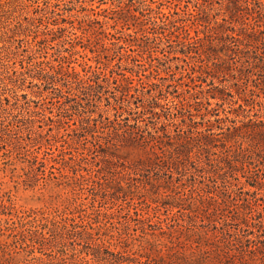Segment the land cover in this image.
I'll return each mask as SVG.
<instances>
[{"label":"trees","instance_id":"16d2710c","mask_svg":"<svg viewBox=\"0 0 264 264\" xmlns=\"http://www.w3.org/2000/svg\"><path fill=\"white\" fill-rule=\"evenodd\" d=\"M134 1L119 0L117 5L112 4L105 9L98 6L100 11L96 13V18L85 15L86 25L78 28L81 32L78 39L86 43L80 45L77 39L69 41L72 48L69 55L61 54L56 60L48 58L46 61H35L30 57L28 65L22 64L26 71H36L35 75L29 77L39 89L54 87L55 83L62 85L63 89L55 88L60 94L55 97L58 101L53 105L58 107L62 118L73 122L69 126L73 134L67 130L70 133L61 141L58 149L61 161L52 160L50 173L46 172V160L41 161L34 156L32 162L29 161L28 179L38 176L37 168L40 166L45 168L38 170L44 182L42 188L36 190L37 185L25 184L28 187L25 190L31 189L33 198L43 203L42 206L26 208L18 205L19 185L28 180L20 183L13 175L16 185L12 189L5 178L0 177V264H264V241L256 242L249 238L239 248L220 232L217 215L219 210L223 211L222 208L230 207V196L214 197L217 194L200 187V193L203 191L204 196L199 193L198 199L191 194L189 197V191L184 190V185L177 180L180 174L190 173L192 169L207 173V166L218 167L219 171L226 166L240 167L245 175L251 170L246 157L256 152L264 154V120L253 122L251 119L239 125L241 115L224 109L228 97L234 96L233 92H226L214 82L216 73L226 75L230 68L229 61L236 56L239 60H250L245 48L255 54L252 58L256 63L254 67L264 71V16L256 8L255 2L258 0H226L225 6H221L222 19L211 15L212 6L208 0H202L206 4L199 3L195 10H189V17L179 24L176 16H181L184 11L183 1L171 0L167 12H159L161 22L154 21L151 27L146 22L149 14L138 9ZM145 2L148 10H155L152 5L156 2ZM22 4L18 0H0V11L17 12ZM34 4L39 9L40 4ZM157 5L160 3L157 2ZM243 6L247 9H241ZM28 8L25 5L23 9ZM103 11L112 12V16L102 15ZM100 16L102 20H99ZM11 18L4 16L5 23ZM37 20L45 28L34 31L37 43L59 39L57 32L62 28L59 22L45 23L43 16L37 17ZM93 23L111 24L113 31L101 30ZM18 27L29 28L21 20ZM9 30L5 32L7 37ZM103 32L108 41L101 40ZM120 33L131 39H124L119 36ZM162 38L171 45L177 43L182 46L179 53L187 64L188 59L193 58L203 63L201 66H191L182 79L174 78L173 84L168 86L171 90L166 95L159 81L172 76L173 70L160 67L163 59L153 56L146 42ZM111 46H120L125 51L117 54L116 62L111 59ZM167 55L163 53V57ZM142 62L145 64H140ZM214 62L218 66L213 68ZM139 67L142 70L139 71ZM148 72H157L156 79L147 82ZM19 73L14 70L15 86L8 90L14 93L13 98L23 96L27 102L21 106L22 109L32 113V102L35 100L29 98L30 93L19 95L15 88L18 81H27L25 73ZM101 78L112 79L116 90L127 100L114 105L107 86L100 82ZM204 83L211 86L212 91H206L204 97L198 98L196 87ZM65 89L69 93L65 100H76L77 106L86 110L81 112L78 109L75 118L67 115L75 108H65V102L60 100ZM145 89L150 90L151 94L156 93L150 99H145ZM235 91L239 93L238 89ZM41 93L31 94L40 97L43 96ZM251 93L263 100L264 89L262 96L257 91ZM128 97L142 99L143 104L137 105V111L129 107L128 103L131 102L127 103ZM254 99L245 94L241 97L244 103L238 105L242 110L254 108ZM81 100L88 101L87 109ZM5 101L11 105L10 97L6 96ZM97 102H105V109L98 108ZM259 105L264 110V101H260ZM82 113L88 114V118ZM170 123L178 126L176 134H173ZM27 139L33 140L31 137ZM12 152L8 146H3V164L12 165ZM96 153L108 162L105 171L116 172L122 167H114L117 163H113L109 157H124L132 161L131 165H124V169L148 173L147 181L141 183L155 185V182L156 186L162 188L150 194L146 185L136 186L139 193L137 196L127 195L130 202L143 204L141 200L149 198L151 201L147 200V204L150 206L147 209L135 208L134 212L129 208L126 223L117 218L124 210L122 205L116 203L119 198H112L113 201L108 202L103 196L110 192L108 189H120L122 185L111 187L103 184L99 175L93 177L90 169L86 168L90 165L88 157ZM67 167H81L86 173L79 171L70 176ZM99 168L103 170L102 166ZM0 173L7 174L8 169L0 166ZM151 173L159 178L155 179ZM192 177L196 180V173L193 172ZM169 178L172 180L168 181ZM89 180H94L93 184H85ZM188 183L192 186L196 184L195 181ZM87 186L93 191L90 195L86 194ZM159 203L168 206L174 216L183 211L192 212L197 218L201 215V221H208L214 229L204 233L189 229L178 218L149 210ZM152 214L157 215V229L153 228ZM134 216L137 220L133 219ZM241 220L248 226L246 220ZM129 225L133 226V233Z\"/></svg>","mask_w":264,"mask_h":264},{"label":"rangeland","instance_id":"374dc122","mask_svg":"<svg viewBox=\"0 0 264 264\" xmlns=\"http://www.w3.org/2000/svg\"><path fill=\"white\" fill-rule=\"evenodd\" d=\"M22 2V6L19 7L17 12H2L0 11V166L5 167L8 169V173H0L1 178H5L8 185L13 189L16 183L12 179L13 175H16L15 180H19L21 183L22 180H28L27 183H22L19 185V193L17 199L18 205L25 206L26 208L30 207H40L43 203H40L37 198H33V192L31 189L25 190V184L37 185L36 190L42 188L44 182L41 180L42 175L41 171L45 169L44 167L37 168L38 176L28 179V171H29V161L32 162L34 156H38L41 161H47V168L46 172L50 173V166L52 160H56L57 162L61 161V157L59 156V146L61 141L66 138V135L69 134L71 131L69 126L73 124L70 120H65L60 116V110L56 105H53L55 102L58 101L55 97L60 94L58 90L55 88H62L60 83H55L56 85L49 86L50 88L44 89L43 87L39 89L35 84H32L30 75H35L36 71H26L22 68V64L25 66L28 65L30 57L34 58L35 61H46L49 59L56 60L61 54L69 55L71 45L69 41L77 39L78 44H85L86 41L78 39V36L81 34L80 28L81 25H86L84 22V16L90 15L91 17H97L96 13L100 11V8H108L110 5L114 4L117 5L119 0H18ZM128 2V0H123ZM150 0H135V6L140 10H145V13L149 14L150 18L146 21L148 27H151L154 21L161 22V15L159 14L160 11L164 10L167 12L168 7L171 6V0H153L156 4H153L152 7L155 9H149L146 5V2ZM183 1V10L181 16H176L178 24L181 20H185L188 18V11L195 10L196 6L201 4H206L202 0H182ZM34 2H38L40 4L39 9H36V4ZM145 2V3H144ZM157 2L160 5H157ZM210 6H212L213 10L210 12L211 15L217 17L219 19L223 18V11H221V6H225L226 0H208L207 1ZM256 5L257 10H260V13L264 16V0H258ZM213 4V5H212ZM26 6H29L28 10L23 9ZM159 7V8H158ZM241 9L246 10L247 8L243 6ZM7 10V9H6ZM104 16H112V12H101ZM4 16H11L12 18L5 23ZM43 16L44 22H59L61 30L57 32L58 40L55 42H36L35 40V33L34 31L37 29H45L44 26H41L37 17ZM204 16V15H202ZM99 20H102L103 17H98ZM64 19L66 23H64ZM21 20L27 27L29 28H20L18 27V21ZM93 25L101 27V30H106L107 32L113 31L111 29V24H100V23H93ZM9 30V37L6 36L5 32ZM39 31V30H38ZM42 31V30H41ZM46 30H44L45 32ZM41 34V32H39ZM119 36L123 37L124 39L130 40L131 37L127 36L123 33H120ZM101 40L108 41L105 38L104 32L100 35ZM149 43L150 49L149 52L153 56H159L162 58V62L160 67L162 69H169L173 70L172 76L165 77L161 79L159 83L163 90H171L168 88L169 85L173 84L174 78L182 79L183 75H186L187 70L193 66L194 64L201 66L203 63L200 62L197 58H193L191 60L188 59V64L184 61V57L179 53L182 46L178 45L177 43H173L172 45L168 43L167 39H152L146 40ZM79 45V48H80ZM243 47V46H242ZM113 49L111 54V59L113 61H117V54L119 52H125L124 49L120 46H111ZM244 49V47H243ZM251 49V48H250ZM249 55L250 60L243 59L239 60V57L236 56L235 59L230 60V68L225 73H216L217 79H215V83L220 88H224L226 92L232 91L234 96L228 97V103L225 105V110L227 112H233L240 114V120L242 121L239 125H243V123L249 122V120H256L262 121L264 120V110H262L261 106L259 105L260 101L263 100L256 98L252 95L251 92L257 91L262 96L263 89H264V71H259L256 69L254 65L256 64L253 56H255L254 52L245 48L244 49ZM115 52V53H114ZM166 52L168 57H163V53ZM169 52V53H168ZM87 53L90 57H92V53L87 50ZM217 62V61H215ZM212 64V67H216L219 64ZM56 64H58L56 62ZM140 64H145L142 62ZM157 64V62H155ZM149 65H147V68ZM139 71L142 70L141 67L137 68ZM14 70L18 72L25 73V77L27 78L26 82L18 81L17 82V91L19 95L30 93L29 98L35 100L32 102V113H27L25 110L22 109V105L26 104L27 100L23 96H18L13 98L14 93L10 92L8 89L13 88L15 86V76ZM28 72V73H27ZM149 78L145 79L147 82L150 79H156L157 72H148ZM176 74V75H173ZM9 75L10 77H6ZM6 78H9L6 79ZM12 83L10 80H12ZM163 78V77H162ZM6 79V80H5ZM111 79V78H110ZM36 80L35 82H37ZM208 81L210 82L211 79L209 78ZM100 82L107 86L108 88V95L111 96V100L115 105L118 102H122L123 100H127L126 97L121 96L119 91L116 90V86L111 81L107 79H100ZM179 81V83H181ZM208 82V83H209ZM6 83V84H5ZM5 85H8L7 87ZM256 86H259L258 88ZM239 91L237 94L235 90ZM145 93V99H150L156 92H152L148 89L143 90ZM206 91H212L211 86H208L207 83L202 84V86H197L195 93L198 94V98L204 97ZM34 92L36 94L42 92L40 97H36L31 93ZM246 94V97L252 96L255 98L256 104L253 105L254 108L250 107L247 110H242L238 103L243 104L244 102L241 100ZM251 94V95H250ZM39 95V94H38ZM63 98L60 100L65 102V108L69 109L74 107L75 110H72L67 115L76 117L77 110H81V112H85L86 110L77 106L76 100H65L69 93L67 89L61 94ZM10 97L11 105H7L5 101V97ZM84 98V96H83ZM170 98L173 99L172 96ZM18 99V100H16ZM45 99V100H43ZM117 99L118 101H115ZM130 104L128 103L130 108H133L134 111H137V105L143 104L142 99L137 100L133 97H128ZM253 100V99H252ZM259 102V103H257ZM81 103L88 108V101L81 100ZM165 103V102H164ZM97 106L100 109H105V102H97ZM171 106H173L171 104ZM169 107V106H168ZM8 109V110H6ZM222 112V116H224L223 110L220 109ZM12 112V113H11ZM83 116L87 119L88 114L82 113ZM150 117V116H146ZM71 118V117H70ZM70 121V123H68ZM150 121V119H149ZM85 125L88 126L87 121H85ZM176 123V122H175ZM175 123H170V128L173 131V134H176L177 125ZM69 130V131H67ZM30 133V134H29ZM39 133L41 135H39ZM72 133V131H71ZM29 134V135H28ZM73 134V133H72ZM27 137H31L33 140L30 141ZM69 139V138H68ZM8 146V149H11L13 152L10 154L11 164H3V146ZM30 150V151H28ZM32 153L36 155H32ZM31 154V155H29ZM70 157V156H69ZM90 165L87 166V170L90 169V172L94 175H99L100 182L103 184H108L111 187L121 186L120 189H108L110 192L104 193L105 198L108 202H112V198H119V201L116 202L118 205H122L124 208L123 212L118 214V220L120 222L126 223L127 219V210L129 208L132 209L134 212L135 208L139 209H147L150 205L147 204V200L150 199H142L143 204H133L130 202L129 197L127 195H135L139 193L136 186L141 185L145 186L148 189L150 194H154L161 190V187L156 186L157 184L154 182L155 185H149L147 183H141L143 181H147V175L143 171L139 172H131L130 169H124L123 166L126 167L132 164L130 159L121 157H109V159L113 163H117L115 166H122L117 169L116 172L105 171V165L108 162L104 161L102 156L93 154L88 157ZM50 161V162H49ZM246 161L248 162V166L251 169L250 172L246 173L245 175L242 172V169L238 167L235 169L232 166H226L223 171H219L218 167H209L208 172L202 173V171H196L195 169L190 170V173H182L180 174V178H177L178 182L180 181L181 185H184V190L197 199L200 198V187L203 188L205 191L211 190L214 192V197H224L228 198V202L231 201L229 204V208L226 209L222 208L223 211L219 210L217 219L218 226L220 227V232L226 234L227 238H230L237 247L244 246L246 241L250 238L254 241H264V154L256 152L252 155H248L246 157ZM102 166L103 170L99 168ZM240 166V165H239ZM81 167H76L70 169V167L66 168L67 173L71 176L72 173H76L79 171H86L81 170ZM92 169V170H91ZM201 170V169H198ZM109 171V170H108ZM14 172V173H12ZM196 173V180L192 177ZM151 176L155 179L159 177H155L154 173H151ZM179 175H176L178 177ZM37 178H40L38 180ZM164 178V175L162 176ZM64 181H67V178H62ZM98 179V178H97ZM95 181H98L94 178ZM94 180H89L85 182V184H93ZM172 179L169 178L168 181ZM176 180V182H177ZM196 182L194 186L190 183ZM72 182V180H71ZM252 184V185H251ZM256 184V185H254ZM255 186H258L257 188ZM89 189L86 191V194L90 195L93 193L91 187L87 186ZM200 195L204 196L205 193L201 191ZM101 196V195H100ZM191 196V197H192ZM215 200V199H214ZM151 201V200H150ZM138 203L140 201H137ZM215 201H213L214 203ZM100 206V205H99ZM112 206V204H110ZM240 207V208H237ZM152 212L158 213L162 216H169L178 218L181 220L182 224H184L189 229H197L201 232L212 231L214 226L210 224L208 221L202 222L200 218L203 216L198 215L199 218L195 217L196 214H193L189 211H183L182 213H178L177 216H174V212L161 203L154 206V208L149 209ZM243 213V214H242ZM155 214H152V218L154 219L155 229L159 228L156 221ZM246 220L248 222V226L242 221L241 219ZM134 220H137V217H133ZM134 223H132L133 225ZM149 224V222H148ZM129 225L131 228V232L133 233V226ZM119 226V225H118Z\"/></svg>","mask_w":264,"mask_h":264}]
</instances>
